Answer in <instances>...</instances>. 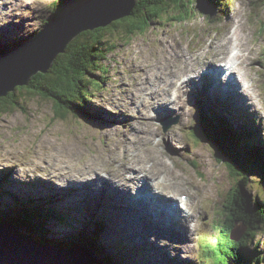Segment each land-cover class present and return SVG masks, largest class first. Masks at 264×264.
I'll return each instance as SVG.
<instances>
[{
  "label": "rangeland",
  "instance_id": "1",
  "mask_svg": "<svg viewBox=\"0 0 264 264\" xmlns=\"http://www.w3.org/2000/svg\"><path fill=\"white\" fill-rule=\"evenodd\" d=\"M0 2V47H14L20 40L33 38L59 15L54 11V3H59V6L64 8L63 14L82 4L76 0ZM230 10L236 12L235 16L239 12L242 13L244 27L239 31L244 44L242 49L246 51L245 64L242 63L245 67L242 69H246L247 77L243 78L239 69L237 78L240 83L246 82L250 86L245 90L246 95L237 93L234 100L224 101L223 108L211 101L212 98L204 96L205 76L200 75L190 89L193 92L189 93L184 113L178 114L175 108L163 110L147 106L139 89L141 85L144 90L147 86L156 91L157 84L163 76H167V72L175 73L179 69L182 72L194 69L200 73L213 72L208 67L213 63L215 56H221L222 61H216L214 65L221 66L230 59L231 50L241 49V46L238 47L237 42H231L232 40L223 42L225 35L232 29L229 22ZM167 15H163L162 21L154 20L151 28L144 34H134L127 41L115 37L118 41L117 48L108 53L102 61L106 70L101 67L99 70H93L94 77L102 79L104 83L102 87H89L91 99L86 114H65L64 109L59 108L60 114L56 115L57 105L52 100L33 93H26L21 98L25 110H0V184L7 190L8 195H33L36 200L46 197L51 202L45 201V204L59 205L62 210L68 208L71 221L75 220L72 221V224H75V232L84 231L89 235L94 233L116 261L124 260L123 264H212V260L202 257L203 245L213 242L216 247L221 240L218 224L224 221L227 211L231 210L229 201L238 179L230 175L224 161L218 160L208 137L209 122L203 114L209 112L213 116H220L222 119L215 122L218 125L221 122L236 130L245 128L251 132L250 137L253 139L254 135L264 138V0H201L196 3L192 15L185 20H170L171 16ZM10 46L9 49L12 48ZM172 46H180L185 51L188 61L195 64L194 69H181L184 61L173 54L175 49ZM237 78H231V84ZM247 78L248 81L245 80ZM215 84L216 80L210 82L212 91ZM207 97L212 95L207 94ZM249 97H252L251 100ZM213 98L219 99L215 96ZM218 102L222 103V100ZM166 125L169 126L165 129ZM193 130L196 131L197 137L192 135ZM127 143L137 144L134 147H137L140 153L135 152V159H138L141 153L149 152V159L154 155L156 159L162 158L164 169L166 168L171 176L181 178L182 183L170 184L174 187L176 195L173 198L176 200L174 203L178 202L181 206L183 194L188 195L187 201L193 203V210H190L193 216L187 221L188 225L175 227L176 224L169 221L177 212L170 211L169 214L168 210L166 224L152 225L156 214L151 211L150 204H157L153 198L147 206L153 222H149L147 214L137 210L132 216H140V221H134L127 206L121 209L115 205V194L112 190L101 188L103 185H97L100 189L96 191L87 189V183L95 180H73L75 170L89 162L104 166V169L119 161L122 166L114 164V167L121 171L125 168V163L135 161L130 156L131 152L130 155L126 152ZM66 153H71V156H61L63 159L59 162L67 174L72 176L69 180L53 174L57 171L47 162L51 155ZM242 157L246 158V155L242 153ZM85 160L91 161L84 162ZM243 164L251 176L249 193L264 199L263 164L249 161H244ZM69 167L76 169L72 171ZM155 170L158 169L155 167ZM124 173L123 171L117 174L116 183L122 181L118 186L134 190L138 183L135 179H128L131 174ZM102 175L107 176L104 172ZM135 191L130 195L135 194ZM6 197L1 199V202L11 204L10 201H14L13 198ZM169 204L170 202H163L166 206L163 209L166 210ZM133 206L136 207L137 204L134 203ZM159 213L157 211L158 218L161 215L165 217L163 213ZM54 223L52 222V227L59 234L70 235L73 231L68 223L61 226H55ZM245 227V224L240 223L233 230L232 237L235 240L238 236L243 238L247 232ZM175 229L179 230L178 234H174ZM18 231L24 236L28 235L24 229ZM257 233L254 244L262 252L260 264H264V230L260 229ZM224 244L220 246L221 260L228 261L227 264H237V261L231 258L236 255L235 251H229L228 246ZM227 253L229 256L224 258ZM100 258L102 259L101 256Z\"/></svg>",
  "mask_w": 264,
  "mask_h": 264
},
{
  "label": "trees",
  "instance_id": "2",
  "mask_svg": "<svg viewBox=\"0 0 264 264\" xmlns=\"http://www.w3.org/2000/svg\"><path fill=\"white\" fill-rule=\"evenodd\" d=\"M86 1L76 0L77 3ZM200 1L137 0L130 16L117 20L107 27L85 31L73 39L66 51L58 55L52 69L47 73L36 74L28 85L18 86L7 97L0 98V110L4 112L16 108L25 110L21 98L26 93H33L52 100L57 105L56 115L60 114L59 108L64 109L65 114H86L88 102L91 99L89 87L95 88L96 85L102 87L104 83L102 79L94 77L93 70L103 68L102 61L106 59L108 53L117 48V38L127 41L134 34H144L151 28L154 20H164L165 13L171 16L170 20H185L192 15L196 3ZM54 4L57 8L54 11L63 15L64 8L60 7L59 3ZM9 46L0 47V51H6ZM103 70L105 71L106 68ZM220 123L221 129L211 128L212 134L208 137L212 139L211 143L217 151L219 161H224L230 175L238 179V184L232 190L229 201L231 210L227 211L224 221L218 224L221 240L216 247L213 242L205 243L202 257L212 260V264H227L228 261L220 258V246L225 243L224 246L227 245L229 251H235L236 255L231 258H234L237 264H260L262 252L254 243L257 232H260V229L264 230V199L249 193L251 176L250 173L248 175L249 171L243 162L262 163L264 171V138L254 135L253 139L250 137L251 132L245 128L236 130L232 126ZM191 133L195 137L198 136L194 130ZM242 153L246 155V158L242 157ZM1 186L2 184H0V223L12 224L18 230L24 229L25 233L44 245L62 248L84 245L94 248L107 264H123L124 260L116 261L117 259L100 243L94 233L89 235L84 231L75 232V224H72L75 220L71 221L68 208L62 210L63 208L59 205L45 204V201L51 202L46 197L36 200L33 195L28 197L17 194L8 195L7 190ZM5 196L13 198L14 201H10L11 204L1 202ZM52 222H55V226L68 223L73 231L70 235L59 234L52 227ZM240 223L246 225L247 232L241 240H235L232 233ZM228 254L224 258L228 257Z\"/></svg>",
  "mask_w": 264,
  "mask_h": 264
},
{
  "label": "bare ground",
  "instance_id": "3",
  "mask_svg": "<svg viewBox=\"0 0 264 264\" xmlns=\"http://www.w3.org/2000/svg\"><path fill=\"white\" fill-rule=\"evenodd\" d=\"M1 3V2H0ZM8 3V2H7ZM238 8V6H237ZM236 8V9H237ZM238 11V10H237ZM11 12V11H10ZM242 12V11H241ZM235 11L234 10H230L229 12V22H231L232 24V29L230 31V33L227 35H225L224 41L223 42H227L228 40H232L231 42H237V46H241L240 49V53L238 54L237 58H236V62L237 66L231 71V73L223 78H225L227 81H224L220 76L222 75V73L224 74L226 71V67L225 69L223 67H216V65L214 66V63L216 61H222L221 56H215V59L213 61V63H209V69H214L213 72L210 71H206V72H199V70L194 69L195 64L191 61L189 62V58L185 56V51H183L181 49L180 46H177V48H172L175 49L174 53L176 55V57L181 58L184 62L182 63V67L183 68H188V67H192L194 70H185L182 72V70L179 69V71H181V73L175 72V73H171V72H167L165 75H167L166 77L163 76V78L160 80V82L157 84L158 88L156 91L151 90L149 88H147V86H145V90L143 88V85L140 86L139 89H141L142 94L144 95V101L147 104V106H155L156 108H160L163 110H168V109H173L175 108L178 114L184 113L185 112V103L189 100V93L193 92L191 91V87L192 85H195L194 83L197 82V77L200 75L205 76L203 78V90L206 91L207 94L212 95V97H207V94L205 93L204 96L206 98H212L213 100H215L213 98V96L215 97H219V99L222 100V103H219L217 100H215V102L217 104H219V106L224 108V101L225 99L222 96H230L231 95H237V93L239 94H245V90L248 89L250 86L246 83V82H241L240 80L237 78L238 76L236 75V72H238L239 69L242 77L244 78L246 76V69L245 71L242 69L245 66L242 64L243 60L245 59L246 56V51L242 49V46H244L243 44V40H242V34L240 28L243 30L244 24L242 23L241 17H242V13H238L235 16ZM245 36V35H244ZM247 37V36H246ZM246 39V38H245ZM181 44V43H180ZM178 45V42H177ZM236 48V46H235ZM9 49V48H7ZM248 50V49H246ZM224 54V53H223ZM167 55V54H166ZM190 55V54H189ZM164 56V55H163ZM170 57H172L170 55ZM162 58V57H161ZM166 58V57H165ZM193 58V57H192ZM159 59V58H158ZM163 59H161L162 61ZM192 60V59H191ZM179 62V61H178ZM181 62V61H180ZM179 62V63H180ZM257 62V61H256ZM166 63V62H165ZM173 63V62H172ZM218 63V62H217ZM226 63V62H225ZM177 64V63H176ZM213 64V65H212ZM245 64V62H244ZM169 66V64L167 65ZM157 67V66H155ZM173 67V66H172ZM204 67V66H203ZM175 68V67H174ZM179 68V67H178ZM191 68V69H192ZM258 68V67H257ZM164 69V68H163ZM171 69V68H170ZM189 69V68H188ZM201 69V68H200ZM248 69V68H247ZM176 70V69H175ZM160 71V70H159ZM158 71V72H159ZM165 73V72H164ZM154 74V73H153ZM160 74V73H159ZM163 74V73H162ZM168 74H170L168 76ZM144 75V74H143ZM155 76V75H154ZM251 76V75H250ZM157 77V76H156ZM247 77V76H246ZM231 78H237L235 79V82L233 81V84H231L230 79ZM249 78L245 79L246 81H248ZM156 80V79H155ZM159 80V79H158ZM216 80V84L213 87V91L210 88V82ZM225 86H227L226 91L222 90L220 91V93L218 92V90L223 89ZM252 88V87H251ZM138 89V90H139ZM149 89V90H148ZM136 90V89H135ZM137 90V91H138ZM229 90V91H228ZM141 93V92H140ZM248 93V92H247ZM136 94V93H135ZM139 94V93H137ZM171 94V95H170ZM172 94L174 95L172 97ZM220 94V95H219ZM254 95V94H253ZM249 96V95H248ZM252 97H249V99L251 100ZM148 99V100H147ZM232 100V99H231ZM214 102V104H215ZM144 104V103H143ZM211 104V103H210ZM221 104V105H220ZM230 104V103H229ZM228 104V106H230ZM232 105V104H231ZM189 107V106H188ZM226 107V106H225ZM194 108V107H193ZM227 108V107H226ZM231 108V106H230ZM196 109V108H195ZM194 109V110H195ZM133 110V109H132ZM193 110V111H194ZM192 111V110H191ZM198 112V111H197ZM136 114V112H135ZM194 114V113H193ZM184 115V114H183ZM186 115V114H185ZM199 115V114H198ZM129 116V115H128ZM127 116V117H128ZM136 117V116H135ZM183 117V116H182ZM185 117V116H184ZM188 118V117H187ZM205 118V117H204ZM185 119V118H184ZM137 121V120H136ZM205 121V120H204ZM124 123V122H123ZM132 123V122H130ZM194 124V123H193ZM221 124V123H220ZM230 124V123H229ZM190 125V124H189ZM113 126V125H112ZM134 129V128H133ZM116 130V129H115ZM128 131V130H127ZM125 132V131H124ZM125 134V133H124ZM216 134V133H215ZM113 135V132H112ZM242 135V134H241ZM205 136V135H204ZM123 137V136H122ZM217 137V136H216ZM125 138V137H124ZM212 140V139H211ZM214 140V139H213ZM130 142H133L132 139H129ZM201 142V141H200ZM199 142V143H200ZM227 142V141H226ZM120 143V142H119ZM136 143H127L126 145V152L129 154V152H131V157L134 158V154L135 152H139L136 148L134 147ZM128 146V147H127ZM137 146V144H136ZM140 150V148H139ZM145 150V149H144ZM146 151V150H145ZM197 151V150H196ZM199 151V150H198ZM140 153V152H139ZM199 154V153H198ZM80 155V154H79ZM61 156H71V153H66V154H61V155H51L49 158V160H47V162L49 163V166L52 167V169L56 170L57 172H54L53 174H55L56 176H60L63 178H67L68 180L72 178V176H69L67 174V172L62 168L61 163L59 162V160L62 161V157ZM203 156V155H202ZM73 158H75L73 156ZM223 158V157H222ZM91 160H85L84 162H88ZM93 161V160H92ZM228 161V160H227ZM107 162V161H105ZM136 162H140L143 165H139ZM228 163V162H227ZM114 164H116L117 166L121 167L122 165L120 164L119 161L113 163L112 165H110L109 167H106L104 169H102L101 165H94L92 162H89L87 164H85L84 166H79L77 169L76 167H69V169H71L72 171L75 170V176H73V180H95L93 182H89L88 184V188L87 189H100L97 185H103L101 188L105 187L106 190L110 189L113 191V194H115V196L113 197L115 205L116 206H120L121 209H123V206H127V209H130V216L131 219H133L134 221H137L140 219V216L138 217H133L132 215L134 214L135 210L137 211H142L143 214H147L148 215V219L149 222H153L150 216V213H148V208L147 206L151 203V201L147 200L148 198V194H153V200L154 202H156L157 204L153 206V204H150V209L153 213L156 214V217H154V222L152 225H164L166 224L165 218L168 215V211L165 209H160V205L163 204V202H169L172 201L173 198H175V191H174V187L170 184V183H182L181 178L178 177H173L171 176L167 171L166 168L164 169L163 165V159L158 157L157 159L155 158V155L152 156L149 159V152L148 153H141V155L139 156L138 159H135L134 162L132 163H125V165H123V167L125 166V168L121 169V171L117 170L116 167H114ZM108 165V163H107ZM32 166V165H31ZM37 166V165H36ZM70 166V165H68ZM155 167L158 170H155ZM169 167V166H168ZM50 168V167H49ZM30 169V168H29ZM229 170V169H228ZM31 171V170H30ZM119 171V172H118ZM123 171L125 173H127V175H130L128 177V179L132 180L135 179V182L138 183V185L136 186V189H139L141 191V196H139L138 198H135V194H131V192H133V190H130V188L125 187V186H118L119 183H121L119 181V183L116 181H118L117 179V174H120L121 172L123 173ZM169 171V170H168ZM38 172V171H37ZM106 173L107 176L102 175V173ZM124 173V174H125ZM126 175V176H127ZM181 175V174H180ZM125 176V175H124ZM71 177V178H70ZM57 178V177H56ZM72 180V181H73ZM48 182V181H47ZM123 183V182H122ZM45 184V183H44ZM131 184V183H130ZM69 185V184H68ZM34 186V185H33ZM39 186V185H38ZM86 186V185H85ZM48 188V187H47ZM156 189V190H155ZM89 194V193H88ZM109 194V193H108ZM189 194V193H188ZM105 195V194H104ZM157 195V196H156ZM143 197H146L143 199ZM179 197V196H178ZM192 199V198H191ZM92 200V199H91ZM101 200V199H100ZM147 200V202L145 201ZM176 201V200H175ZM98 203V202H97ZM125 203V204H123ZM134 203L137 204L136 207H134ZM174 203V202H173ZM91 204V203H90ZM179 204V203H178ZM187 209L184 208H180L179 206H176L177 211H175V213L177 212V215L175 217H173L171 219V221L169 222H173L175 227L177 226H181V227H185L184 224H187V221L193 216V212H190V210H193V203L192 201L189 200V202L187 201L186 203ZM90 208V207H89ZM92 209V208H91ZM126 209V210H127ZM132 209H134V211L132 212ZM122 211V210H121ZM157 211H159L161 213H163V215L165 217H163L162 215L158 218L157 216ZM96 213V212H95ZM128 213V212H127ZM126 213V214H127ZM158 214V215H159ZM170 214V213H169ZM182 215V216H181ZM181 216V219H180ZM99 217V216H98ZM128 217V216H127ZM111 218V217H110ZM117 219V218H116ZM140 221V220H139ZM191 226V225H190ZM143 227V226H142ZM144 228V227H143ZM132 229V228H131ZM149 229V228H148ZM246 231V230H245ZM179 230L175 229L174 234H178ZM237 234V233H236ZM128 236V235H127ZM145 236V235H144ZM110 240V239H109ZM151 240V239H150ZM148 241V240H147ZM107 243V242H106ZM114 244V243H113ZM184 244V243H183ZM141 247V246H140ZM118 248V247H117ZM122 248V247H121ZM124 249V248H123ZM128 254V253H127ZM133 260V259H132ZM127 263V262H126ZM130 263V262H129Z\"/></svg>",
  "mask_w": 264,
  "mask_h": 264
},
{
  "label": "water",
  "instance_id": "4",
  "mask_svg": "<svg viewBox=\"0 0 264 264\" xmlns=\"http://www.w3.org/2000/svg\"><path fill=\"white\" fill-rule=\"evenodd\" d=\"M136 2L137 0H87L69 12L56 16L33 38L20 40L9 50L0 51V98L7 97L18 86L28 85L36 74L47 73L58 55L64 53L69 43L80 33L107 27L117 20L130 16ZM207 114L203 115L209 122L210 135L211 128L217 127ZM168 126L166 125L165 129ZM215 152L217 154L216 149ZM245 229L247 231L246 227ZM235 238L242 239L241 236ZM0 264H106V262L94 248L84 245L69 248L44 245L30 235H22L14 225L0 223Z\"/></svg>",
  "mask_w": 264,
  "mask_h": 264
}]
</instances>
